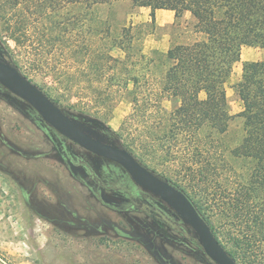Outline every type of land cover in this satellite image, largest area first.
<instances>
[{"label":"rangeland","instance_id":"1","mask_svg":"<svg viewBox=\"0 0 264 264\" xmlns=\"http://www.w3.org/2000/svg\"><path fill=\"white\" fill-rule=\"evenodd\" d=\"M96 16L109 20L117 39L123 27L131 28L137 57L156 56L154 49L166 52L197 37L189 12L176 19L170 10H157L152 21V9L132 0L103 6ZM92 44L98 48L102 41L95 37ZM35 47L38 52L31 59ZM47 47L36 40L17 45L0 19V57L17 61L22 73L53 98L68 92L60 82L68 81L72 96H62L58 105L99 127L106 135L103 140L114 137L133 109V84L122 91L107 82L100 84L85 63ZM112 54L126 57L119 47ZM259 60H264V48L244 46L227 82L233 117L224 140L231 147L245 136L244 118L239 116L243 102L234 85L241 80L244 63ZM146 61L136 65L146 73L141 100L160 89L164 70L157 60L148 71ZM163 103L168 109L177 104ZM148 121L143 113L134 117L123 131L124 141L140 140ZM0 264L218 263L186 221L158 196L140 188L122 165L65 137L30 103L0 84Z\"/></svg>","mask_w":264,"mask_h":264},{"label":"trees","instance_id":"2","mask_svg":"<svg viewBox=\"0 0 264 264\" xmlns=\"http://www.w3.org/2000/svg\"><path fill=\"white\" fill-rule=\"evenodd\" d=\"M117 1L0 0V19L17 45L36 40L62 56L70 53L94 71L100 84L107 82L120 91L132 83L133 109L121 131L107 142L127 148L144 166L184 191L239 264H264V60L246 61L234 85L243 102L239 116L244 118L245 136L234 147L224 140L233 117L227 99L233 65L244 46L264 48V0H132L152 9V21L158 9L173 10L176 19L186 12L195 18L197 37L192 41L139 57L133 52L131 28L123 27L117 39L109 20L96 16ZM95 37L102 41L98 48L92 44ZM115 47L126 57L113 55ZM32 50L34 59L38 48ZM141 59L147 60L148 71L157 60L164 67L160 89L142 100L146 73L136 68ZM6 61L20 67L13 59ZM60 82L68 92L49 95L57 104L72 96L68 81ZM164 100L177 104L168 109ZM142 113L149 120L146 133L140 140L124 141L128 123ZM72 117L95 137L106 136L96 125Z\"/></svg>","mask_w":264,"mask_h":264},{"label":"water","instance_id":"3","mask_svg":"<svg viewBox=\"0 0 264 264\" xmlns=\"http://www.w3.org/2000/svg\"><path fill=\"white\" fill-rule=\"evenodd\" d=\"M0 84L26 100L41 117L65 137L92 153L122 165L139 186L168 204L191 226L205 252L218 264H239L216 237L212 227L184 191L144 166L127 148L95 137L80 126L47 93L13 63L0 57Z\"/></svg>","mask_w":264,"mask_h":264},{"label":"crops","instance_id":"4","mask_svg":"<svg viewBox=\"0 0 264 264\" xmlns=\"http://www.w3.org/2000/svg\"><path fill=\"white\" fill-rule=\"evenodd\" d=\"M158 10H164V11H167L168 9H158ZM170 11L174 12L173 10H170ZM189 14H190L191 16H193L190 12H189ZM174 16H175V12H174Z\"/></svg>","mask_w":264,"mask_h":264},{"label":"flooded vegetation","instance_id":"5","mask_svg":"<svg viewBox=\"0 0 264 264\" xmlns=\"http://www.w3.org/2000/svg\"><path fill=\"white\" fill-rule=\"evenodd\" d=\"M107 141V140H106ZM141 187V186H140ZM148 191V190H147ZM160 198V197H159Z\"/></svg>","mask_w":264,"mask_h":264}]
</instances>
